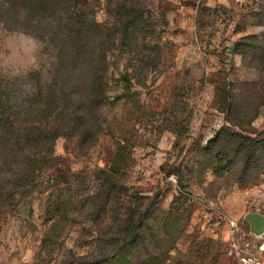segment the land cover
I'll return each instance as SVG.
<instances>
[{
    "label": "rangeland",
    "instance_id": "1",
    "mask_svg": "<svg viewBox=\"0 0 264 264\" xmlns=\"http://www.w3.org/2000/svg\"><path fill=\"white\" fill-rule=\"evenodd\" d=\"M85 1L99 24L108 20L105 0ZM146 8L168 45L162 66L105 109L92 147L54 137L50 154L91 177L109 166L117 137L127 139L124 185L140 211L156 209L127 264H237L238 250L264 261V234L244 219L258 213L264 223V0H146ZM52 58L32 35L0 24V94L19 101L29 74L47 71ZM220 83L235 104L229 115ZM46 204L44 195L6 217L0 264H81L102 252L83 216L41 250Z\"/></svg>",
    "mask_w": 264,
    "mask_h": 264
},
{
    "label": "trees",
    "instance_id": "2",
    "mask_svg": "<svg viewBox=\"0 0 264 264\" xmlns=\"http://www.w3.org/2000/svg\"><path fill=\"white\" fill-rule=\"evenodd\" d=\"M105 3L108 20L99 24L94 6L85 0L0 1L2 27L32 35L53 57L47 71L29 74L28 89L19 101L11 93L0 94V231L21 204L45 195L48 227L41 250L82 222L103 242L102 252L81 264L132 263L128 256L142 233L151 231L147 224L156 210L149 206L140 211L139 197L129 196L124 185L131 161L124 137H117L109 166L91 177L50 154L54 137L92 147L106 130L105 109L131 97L132 82L146 81L168 53L146 0ZM250 87L249 95H256L255 84ZM224 88L221 83L216 87L224 100L222 112L229 115L235 104L227 100ZM243 140L257 144L251 137ZM81 216L82 222L77 221Z\"/></svg>",
    "mask_w": 264,
    "mask_h": 264
},
{
    "label": "water",
    "instance_id": "3",
    "mask_svg": "<svg viewBox=\"0 0 264 264\" xmlns=\"http://www.w3.org/2000/svg\"><path fill=\"white\" fill-rule=\"evenodd\" d=\"M232 52V49H231ZM245 221L249 223L250 231L256 236L264 234L263 217L258 213H250L245 215Z\"/></svg>",
    "mask_w": 264,
    "mask_h": 264
},
{
    "label": "built area",
    "instance_id": "4",
    "mask_svg": "<svg viewBox=\"0 0 264 264\" xmlns=\"http://www.w3.org/2000/svg\"><path fill=\"white\" fill-rule=\"evenodd\" d=\"M237 264H264L263 260L249 251L238 250L236 252Z\"/></svg>",
    "mask_w": 264,
    "mask_h": 264
}]
</instances>
